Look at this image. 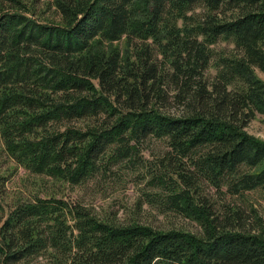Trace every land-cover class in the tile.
I'll return each mask as SVG.
<instances>
[{"label": "trees", "instance_id": "obj_1", "mask_svg": "<svg viewBox=\"0 0 264 264\" xmlns=\"http://www.w3.org/2000/svg\"><path fill=\"white\" fill-rule=\"evenodd\" d=\"M43 5L57 20L0 0V155L43 183L7 197L0 168V264H264L245 201L264 200L246 133L264 116V0ZM125 170L146 181L126 218L65 198ZM143 205L197 230L154 227Z\"/></svg>", "mask_w": 264, "mask_h": 264}, {"label": "rangeland", "instance_id": "obj_2", "mask_svg": "<svg viewBox=\"0 0 264 264\" xmlns=\"http://www.w3.org/2000/svg\"><path fill=\"white\" fill-rule=\"evenodd\" d=\"M22 1L26 2L30 6H35V8L38 9L37 14L40 16L42 21L51 20L52 18L57 20L54 14H52V10L49 12V10L44 8V0ZM219 47H226V45L220 44ZM257 75L264 83V74L257 72ZM246 133L255 140L264 143V116L257 115L256 118L247 126ZM149 147L153 149L154 153L161 149L160 144L154 142L150 143ZM148 150L149 149L143 152V155L146 158L150 157L149 155H146L147 152L149 153ZM0 168L3 171H7L9 169L11 170L8 172L7 181L5 182L7 197H11L14 193L17 194L21 192L24 195H27V191L30 190L38 192L40 191L39 187L43 186V183L38 182L37 178L27 175L21 168L14 169L12 163L9 162L3 155H0ZM124 173V180L126 182L123 180V182L114 186L115 182H113V180H115V177H107L98 182V186L100 188L99 190L97 188V182L93 181L86 183L82 187H64L65 198L70 201H77L90 206L95 212L100 214L117 213V216L120 219L126 218L128 213L135 208V202L142 199V193L144 191L143 187L146 181H141L140 178L133 176L137 172L125 170ZM50 185L51 184L49 183L48 193ZM53 188L54 186H51V191H53ZM245 201L248 202V205H253L254 208H258L260 215L264 214V200L259 196V194H250ZM142 212L143 221H146L154 227L163 229L182 228L190 231L197 230L195 224L190 221L169 213L161 215L151 206L143 205Z\"/></svg>", "mask_w": 264, "mask_h": 264}]
</instances>
